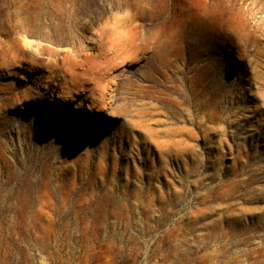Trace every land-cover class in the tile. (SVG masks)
I'll return each mask as SVG.
<instances>
[{
	"label": "rangeland",
	"instance_id": "374dc122",
	"mask_svg": "<svg viewBox=\"0 0 264 264\" xmlns=\"http://www.w3.org/2000/svg\"><path fill=\"white\" fill-rule=\"evenodd\" d=\"M0 264H264V0H0Z\"/></svg>",
	"mask_w": 264,
	"mask_h": 264
},
{
	"label": "bare ground",
	"instance_id": "6f19581e",
	"mask_svg": "<svg viewBox=\"0 0 264 264\" xmlns=\"http://www.w3.org/2000/svg\"><path fill=\"white\" fill-rule=\"evenodd\" d=\"M88 108L90 114H94L96 112L93 107L89 106Z\"/></svg>",
	"mask_w": 264,
	"mask_h": 264
}]
</instances>
